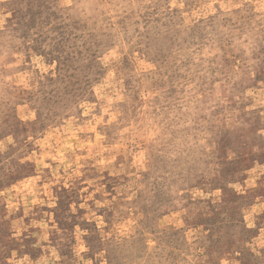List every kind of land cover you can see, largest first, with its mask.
<instances>
[{
    "label": "rangeland",
    "instance_id": "374dc122",
    "mask_svg": "<svg viewBox=\"0 0 264 264\" xmlns=\"http://www.w3.org/2000/svg\"><path fill=\"white\" fill-rule=\"evenodd\" d=\"M0 264H264V0H0Z\"/></svg>",
    "mask_w": 264,
    "mask_h": 264
}]
</instances>
